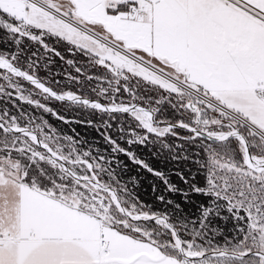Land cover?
<instances>
[{"label": "snow or ice", "instance_id": "6c2138e0", "mask_svg": "<svg viewBox=\"0 0 264 264\" xmlns=\"http://www.w3.org/2000/svg\"><path fill=\"white\" fill-rule=\"evenodd\" d=\"M54 58L95 98L41 76ZM0 101V264H264V0H0ZM66 102L130 114L129 146L200 141V230L125 204L112 161L45 119L92 124ZM222 213L234 248L202 231Z\"/></svg>", "mask_w": 264, "mask_h": 264}, {"label": "trees", "instance_id": "16d2710c", "mask_svg": "<svg viewBox=\"0 0 264 264\" xmlns=\"http://www.w3.org/2000/svg\"><path fill=\"white\" fill-rule=\"evenodd\" d=\"M61 51L63 52V49ZM65 55L67 56L66 53ZM44 64L48 65V69L45 71L42 65L41 76H49L53 81L61 80L62 88L79 87L83 95L95 98L92 92L97 88L98 81L80 76L81 83L77 85L75 81L65 80L64 76L65 73L78 76L73 67L64 64L58 58H54L51 63L45 60ZM79 66L83 73L92 71L87 65ZM4 104V101H0V110H3ZM52 106L69 121H92L89 126L75 122L65 124L51 116H45L48 123L59 133L75 136L82 149H94L112 161L115 173L113 179L117 182L116 187L125 204L140 205L143 209L158 215L167 213L173 223L200 230L201 210L212 200L211 196L191 192L194 182L201 187L205 184L206 170L197 165V160L202 158L200 141L187 138L191 136L190 133H181L185 137L181 140L174 136L163 138L153 136L146 143L129 146L127 124L130 114L100 113L68 102L62 105L54 103ZM24 108L28 110L27 105ZM166 108L165 105L162 111H166ZM105 131L108 136L114 138L120 148L134 152L137 159L142 160L147 167L133 163L123 152L115 153L107 142ZM198 152L201 153L199 158L196 155ZM193 176L196 178L195 181L192 180ZM222 215L226 218L210 217L202 231H207L206 240L232 248L231 244L239 243L240 235L235 231L236 226L231 217L227 216V213ZM229 264L239 262L230 260Z\"/></svg>", "mask_w": 264, "mask_h": 264}, {"label": "rangeland", "instance_id": "374dc122", "mask_svg": "<svg viewBox=\"0 0 264 264\" xmlns=\"http://www.w3.org/2000/svg\"><path fill=\"white\" fill-rule=\"evenodd\" d=\"M230 246H231L232 248H234L236 245H234V244H231Z\"/></svg>", "mask_w": 264, "mask_h": 264}, {"label": "water", "instance_id": "95a60500", "mask_svg": "<svg viewBox=\"0 0 264 264\" xmlns=\"http://www.w3.org/2000/svg\"><path fill=\"white\" fill-rule=\"evenodd\" d=\"M93 98V97H92Z\"/></svg>", "mask_w": 264, "mask_h": 264}]
</instances>
